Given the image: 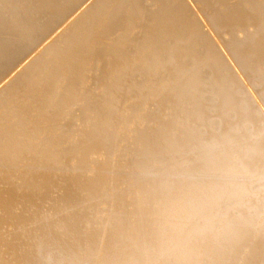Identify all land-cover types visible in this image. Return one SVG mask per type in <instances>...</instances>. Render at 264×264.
I'll use <instances>...</instances> for the list:
<instances>
[{"label":"bare ground","instance_id":"1","mask_svg":"<svg viewBox=\"0 0 264 264\" xmlns=\"http://www.w3.org/2000/svg\"><path fill=\"white\" fill-rule=\"evenodd\" d=\"M245 64L264 0H0V264H264Z\"/></svg>","mask_w":264,"mask_h":264},{"label":"rangeland","instance_id":"2","mask_svg":"<svg viewBox=\"0 0 264 264\" xmlns=\"http://www.w3.org/2000/svg\"><path fill=\"white\" fill-rule=\"evenodd\" d=\"M204 55L205 54H201L200 56H204ZM243 58H245V57H243ZM240 61L242 62V58L240 59ZM243 67L245 70H248L249 73H252L251 76H255L257 79L260 77V75L258 73V72H260L262 75L261 81L260 82H258V81L254 82L251 79V77H249L248 80L246 78L244 83H243V81H241L240 83H237L230 75H226L225 77L221 78L222 79L221 81L223 83H227V79H228V82L233 83V85H231V90L234 92L239 91L241 93V95L238 97H240V99L242 100V104H243L241 107V110H242L244 118H245V119L243 118V122L245 124L246 131H249V128H250L249 123H251V121H252V125H254V128H251V131L253 132V135L251 137V142H250V140L247 142L248 144H251L249 150L252 149L251 154L254 156V154H255L254 151H257L261 148H264V135H263L264 130L262 129V128H264V86L260 85L261 83H264V76H263L264 73H263V71H261L263 69H261V68L259 69L255 66L245 64V65H243ZM201 68H202V70H205L204 66H202ZM190 70L192 71L193 68ZM211 79L212 78L210 76H208L207 78L204 79L203 83L205 85V88H209V86L213 83V82H211ZM254 92H255L256 96H254ZM215 95H216V93L212 91V92H210L208 97L210 99H213L215 97ZM206 109L207 108H204L203 110H206ZM213 109H217V110H223L224 109V111H225V108H221V106H219L218 104L213 105ZM252 110H254L253 113L251 114L252 116H255L256 114L259 115L257 120H254V121L251 120L252 116L247 114V112L252 111ZM227 112H229V110ZM181 117H183V116L176 117V120H180ZM163 123L161 121L159 123V125H162ZM168 124L169 123H166V125H168ZM187 124L192 125L194 123L192 121H189V122H187ZM253 159H254V157H253ZM263 196H264V187H263ZM245 198H248V197H245ZM257 202H258V206L255 208L250 207L249 210L251 212H254L255 214L257 213V215L255 216L254 222L261 224V223H263V220H264L263 215L261 216L262 212L264 211V209H263L264 197H263V200L258 199ZM255 229H257V227H255ZM20 237L26 238V235L23 234V235H20ZM15 252H18V251H15Z\"/></svg>","mask_w":264,"mask_h":264}]
</instances>
